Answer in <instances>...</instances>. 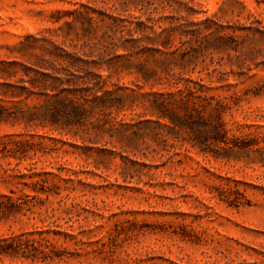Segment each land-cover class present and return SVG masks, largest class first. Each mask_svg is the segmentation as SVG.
Listing matches in <instances>:
<instances>
[{"label": "rangeland", "instance_id": "1", "mask_svg": "<svg viewBox=\"0 0 264 264\" xmlns=\"http://www.w3.org/2000/svg\"><path fill=\"white\" fill-rule=\"evenodd\" d=\"M56 95L78 120L49 115ZM216 111L231 149L174 117ZM5 145L0 195L27 203L0 239L40 230L53 251L0 264H264V0H0ZM27 168L60 194L24 196Z\"/></svg>", "mask_w": 264, "mask_h": 264}, {"label": "trees", "instance_id": "2", "mask_svg": "<svg viewBox=\"0 0 264 264\" xmlns=\"http://www.w3.org/2000/svg\"><path fill=\"white\" fill-rule=\"evenodd\" d=\"M113 21H115V25L117 27L122 26V30L124 29V24H119L117 20L120 18L110 16ZM117 19V20H116ZM113 23H109L111 26ZM136 28L143 26L142 22L138 21L135 23ZM134 31L136 32V29L134 28ZM162 31H166L164 33V38L168 39L170 33L167 30V28L162 29ZM161 33L158 34H152V35H146L144 38L150 41L151 43H157L158 39L160 38ZM115 37L122 38L123 40L120 41V46L123 49H126L127 46L125 42L127 41L124 39L123 33L119 36L115 34ZM143 37V36H140ZM132 42H135V40H131ZM51 106L52 110L50 111L49 115L53 119H59L61 122H70L72 120H78L81 116V114L85 111V109L76 103L73 99L63 96V95H56L54 97V100L50 103L45 105L46 109H49L48 107ZM47 111V110H46ZM47 113V112H45ZM217 116V121L212 123H207L206 121H203V123L198 122L196 120H191L189 117V113L185 112L184 116L176 115L174 116L177 119V122L185 123L191 130H195L197 132V141L200 142L201 139L205 141H210L215 144H218L221 146L223 144L224 149L228 150L231 149L232 146H235V142L232 140L231 137L227 135V131L225 130L222 121L220 120V113L215 112ZM15 147L11 146H1L0 147V153L3 155H12L14 156L15 153ZM19 158V157H18ZM28 171H30V168H27ZM45 171H30L29 173H20L18 174V177L23 178L25 176L28 177H35V179H32L30 181H23L21 183V187L19 188L20 191H23L24 188H30L34 192V194L30 195L29 193L24 194L26 197L30 198H36L39 199L38 194H44L45 198H48L50 194L58 195L59 192V186L56 182H49L48 178L46 176ZM223 192L218 194L220 195L221 199L233 203L237 205L239 203V198L237 196H231L229 193L230 190H226L222 188ZM225 192H228L227 194ZM10 193L13 194L14 190H10ZM23 193V192H22ZM27 201L22 199L19 196H16L13 198L9 194H1L0 195V218L5 217L11 213H13L17 208L22 207V205L26 204ZM29 208V206H26ZM36 234L37 236H35ZM51 245V242L48 237L44 236L42 231L36 230L35 232H29L27 234L20 233L19 235H13L8 238H1L0 239V254L5 255H14L20 253L24 257H29V252L31 250H34V253L37 252L40 254V260L44 261L46 258L51 257V248L49 246ZM37 254H33L32 257H35ZM34 259V258H33Z\"/></svg>", "mask_w": 264, "mask_h": 264}]
</instances>
